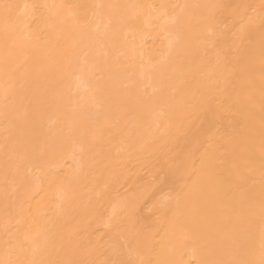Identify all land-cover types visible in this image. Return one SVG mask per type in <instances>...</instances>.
Instances as JSON below:
<instances>
[{"label": "bare ground", "instance_id": "1", "mask_svg": "<svg viewBox=\"0 0 264 264\" xmlns=\"http://www.w3.org/2000/svg\"><path fill=\"white\" fill-rule=\"evenodd\" d=\"M0 264H264V0H0Z\"/></svg>", "mask_w": 264, "mask_h": 264}]
</instances>
